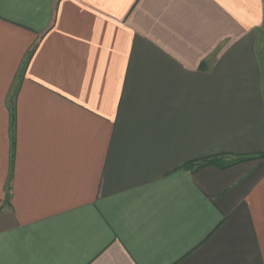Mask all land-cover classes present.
Returning <instances> with one entry per match:
<instances>
[{
    "label": "crops",
    "instance_id": "obj_1",
    "mask_svg": "<svg viewBox=\"0 0 264 264\" xmlns=\"http://www.w3.org/2000/svg\"><path fill=\"white\" fill-rule=\"evenodd\" d=\"M261 155L264 0H0V264H264Z\"/></svg>",
    "mask_w": 264,
    "mask_h": 264
},
{
    "label": "trees",
    "instance_id": "obj_2",
    "mask_svg": "<svg viewBox=\"0 0 264 264\" xmlns=\"http://www.w3.org/2000/svg\"><path fill=\"white\" fill-rule=\"evenodd\" d=\"M263 156L261 155L259 157H263ZM259 157H256V158H259ZM246 160H253V159L240 158V159H234L232 161L226 162V159H225L224 156L211 157V158H207V159L201 161V163H199L197 165V169L203 168V167H206V166H217L219 168H228V167H231V166L236 165L238 163L244 162ZM188 166L190 168H194L195 164L194 163H190Z\"/></svg>",
    "mask_w": 264,
    "mask_h": 264
}]
</instances>
